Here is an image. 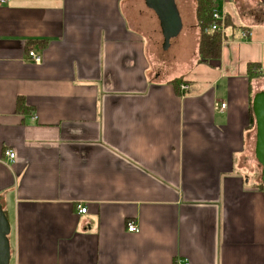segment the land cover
Masks as SVG:
<instances>
[{
  "label": "crops",
  "instance_id": "crops-1",
  "mask_svg": "<svg viewBox=\"0 0 264 264\" xmlns=\"http://www.w3.org/2000/svg\"><path fill=\"white\" fill-rule=\"evenodd\" d=\"M220 6L221 58L206 63L195 0L186 22L180 13L173 58L161 54L160 22L145 0L0 5L10 264H264L250 103L264 91V0ZM250 64L262 72L253 80Z\"/></svg>",
  "mask_w": 264,
  "mask_h": 264
},
{
  "label": "water",
  "instance_id": "water-1",
  "mask_svg": "<svg viewBox=\"0 0 264 264\" xmlns=\"http://www.w3.org/2000/svg\"><path fill=\"white\" fill-rule=\"evenodd\" d=\"M146 5L154 10L164 37L163 49L168 50L178 39L182 30V19L176 0H145ZM252 109L256 122L255 156L261 166V182L264 184V91L254 95ZM11 224L3 206L0 204V264H10Z\"/></svg>",
  "mask_w": 264,
  "mask_h": 264
},
{
  "label": "trees",
  "instance_id": "trees-1",
  "mask_svg": "<svg viewBox=\"0 0 264 264\" xmlns=\"http://www.w3.org/2000/svg\"><path fill=\"white\" fill-rule=\"evenodd\" d=\"M195 4H196L195 8H196L197 20L200 28V41H199L200 61L209 63L211 61L219 60L221 58V51H222V38L218 32L210 30V26L214 22L213 9L215 8L216 4L212 0H195ZM261 74L262 72L260 70V64H250L248 66V75H249L248 77L250 80H253L254 78L260 76ZM174 82L175 84L177 83V81ZM252 101H253V97L251 98L250 101L251 123L252 125L255 126V117L252 109ZM17 108L18 111H24L27 109L23 98L18 99ZM260 174H261V166H260L259 177ZM259 185L261 189L264 191V184L260 181Z\"/></svg>",
  "mask_w": 264,
  "mask_h": 264
},
{
  "label": "built area",
  "instance_id": "built-area-1",
  "mask_svg": "<svg viewBox=\"0 0 264 264\" xmlns=\"http://www.w3.org/2000/svg\"><path fill=\"white\" fill-rule=\"evenodd\" d=\"M216 6L213 9V20L214 22L211 24L210 26V30L211 31H216L221 35L222 40L225 39L226 36V31H227V18L225 15V12L223 11L222 7L220 6V0H212ZM6 0H0V5H2L3 3H5ZM250 36V32L244 30L241 32V37L242 39H247ZM29 58L32 62H34L35 64H41L42 63V55L39 54L38 52L34 51V50H30L29 51ZM179 90L182 94V96H185L188 94L189 90H190V85L186 82H181L179 84ZM226 104H222L221 108H225ZM6 156L10 159V160H14L15 158V153L12 150H7L5 152ZM87 207L86 206H79V212L80 213H86L87 212ZM128 230L130 232H138L139 231V227L136 223L131 222L128 225ZM177 264H190V262L186 261V262H177Z\"/></svg>",
  "mask_w": 264,
  "mask_h": 264
},
{
  "label": "rangeland",
  "instance_id": "rangeland-1",
  "mask_svg": "<svg viewBox=\"0 0 264 264\" xmlns=\"http://www.w3.org/2000/svg\"><path fill=\"white\" fill-rule=\"evenodd\" d=\"M186 2H188V3H186ZM189 2H190V0H176V3L179 7V11H181L180 13L182 14V18H183L184 22L187 21L189 14H190V11H191V7L189 9L187 7L189 5ZM175 42L173 43V45L170 46V48L168 50L162 49L161 54H163V56H166L167 58H173V56H175L176 52L179 51V45H177V43H175ZM189 49L190 48H188V50ZM189 53H190V50L188 51V54ZM253 166H254V170L257 172L258 180L261 181V174L259 177L260 166H259V164L255 158V155L253 156Z\"/></svg>",
  "mask_w": 264,
  "mask_h": 264
}]
</instances>
